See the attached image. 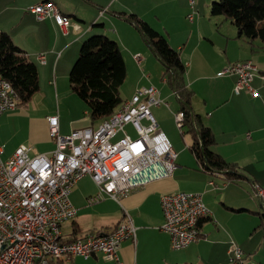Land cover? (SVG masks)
Returning <instances> with one entry per match:
<instances>
[{
    "label": "crops",
    "instance_id": "0c3cea01",
    "mask_svg": "<svg viewBox=\"0 0 264 264\" xmlns=\"http://www.w3.org/2000/svg\"><path fill=\"white\" fill-rule=\"evenodd\" d=\"M41 1L44 0H0V31L7 32L13 43L24 50L35 64L38 88L40 85L46 87L54 105L28 108L31 98L19 110L0 114V144L4 147L2 156L6 157L20 144L33 146L39 152H51L55 142L49 134L47 118L50 115L57 116L58 131L62 134L86 125L96 127L103 120L90 122L85 103L74 93L80 99L77 101L69 92L68 73L86 36L108 30L115 34L117 41L132 50V57L139 52L138 48L143 49L132 28L134 24L120 12L138 13L146 19L144 14L136 13V2L148 0H50L56 10L69 19V23L63 26L53 15L36 17L31 7ZM155 1V8H167L169 17L173 19L185 16L194 28L187 36H183L185 29L180 30L178 38H173L166 27H163L167 31L165 36L159 33L179 52L186 66L185 83L193 90L189 109L211 130L214 142L210 149L233 163L234 168L217 176L204 170L189 147V135H181L179 130L184 144L168 140L176 152V166L170 176L135 187L120 201L104 196L99 201L88 203L87 197L95 194L96 186L91 183L89 188L74 187L69 198L76 213L69 220L70 228L64 226L65 221L61 224L62 236L66 239L88 232L107 233L127 212L135 227V238L120 242L118 255L123 264H264L256 243L245 245L234 223L237 220L234 217H238L240 212H253L245 224L261 227L258 214L250 207L253 202L249 194H253L247 190L252 188V182L264 186V82L259 76V72L264 71V46L259 38L249 40L238 36L236 27L229 20L219 15L207 17L201 14V8H207L213 0H192V3L190 0ZM178 9L182 12L176 13ZM190 12H193L191 20L187 18ZM164 24L167 25V20ZM39 53H44L43 62L37 58ZM143 59L148 72L144 80L147 85L144 86H154L162 100L153 105L164 104L175 123L174 112L179 109L181 100L163 78L164 70L161 72L160 63L149 56ZM245 59H250L257 71L249 82V88L242 87L236 91V75H219L218 72L229 63ZM155 67L158 69L154 70ZM142 80L136 77L126 99L143 86ZM251 89L256 93L253 94ZM59 90L68 100L61 99ZM161 121L164 123V119ZM209 180L213 183L210 184ZM184 190L200 193L210 214L199 219V238L184 247L172 248L169 234L161 229L164 216L160 196ZM85 205H91L99 214L100 219L94 221L92 227H84L76 220V214ZM238 222L242 227L240 220ZM263 238L264 235L260 243ZM232 242L242 249L244 263L230 262L228 251ZM70 264L116 263L100 252H94L87 257L73 256Z\"/></svg>",
    "mask_w": 264,
    "mask_h": 264
},
{
    "label": "built area",
    "instance_id": "2783aa9c",
    "mask_svg": "<svg viewBox=\"0 0 264 264\" xmlns=\"http://www.w3.org/2000/svg\"><path fill=\"white\" fill-rule=\"evenodd\" d=\"M31 10L37 18L53 15L59 25L69 23L50 0L39 2ZM192 16L190 12L187 18L191 20ZM37 58L43 62L44 53L37 54ZM133 58L138 65L143 60L139 52ZM255 71V64L245 59L229 63L218 74L234 73V90L238 91L249 88ZM259 76L264 82V71ZM17 102L16 91L0 74V114L15 110ZM161 102L154 86L139 87L122 102L120 114L104 118L96 127L73 128L66 134L58 131L57 116L50 115L49 134L55 146L49 153L20 144L4 158L0 144V264H70L73 256L87 257L94 252L123 264L118 255L120 242L135 238V227L127 212L107 233L88 232L65 239L61 224L76 213L69 193L84 175H90L99 188L87 197V202L93 203L104 196L120 201L133 188L172 174L176 152L149 109ZM183 119L182 110L174 112L178 129L183 128ZM127 126L135 136L130 135ZM210 173L217 176L221 172ZM251 186L264 211V186L256 182ZM160 205L164 216L161 229L169 234L172 248L184 247L199 237L198 221L209 215L200 193H163ZM36 240H43V247H36ZM228 252L230 262L244 263L243 251L235 243Z\"/></svg>",
    "mask_w": 264,
    "mask_h": 264
},
{
    "label": "trees",
    "instance_id": "16d2710c",
    "mask_svg": "<svg viewBox=\"0 0 264 264\" xmlns=\"http://www.w3.org/2000/svg\"><path fill=\"white\" fill-rule=\"evenodd\" d=\"M120 13L137 27L153 55L164 65L162 76L181 100L179 109L183 111V128L186 129L180 128V134L189 135V147L198 163L204 170H218L221 174L234 168L233 163L210 149L214 142L211 130L201 123L197 114L190 112L193 90L185 83L186 66L179 52L139 15ZM210 14L229 20L236 27L238 36L249 40L259 38L264 46V0H213ZM0 74L16 91L17 106L27 105L38 89L37 68L5 31H0ZM125 75V62L114 39L95 33L82 41L68 73V84L70 90L85 103L90 122L108 118L119 107L123 100L119 88ZM255 212L259 218L258 225L264 229V211Z\"/></svg>",
    "mask_w": 264,
    "mask_h": 264
},
{
    "label": "rangeland",
    "instance_id": "374dc122",
    "mask_svg": "<svg viewBox=\"0 0 264 264\" xmlns=\"http://www.w3.org/2000/svg\"><path fill=\"white\" fill-rule=\"evenodd\" d=\"M148 1L149 2H147V1L146 2H136V13L138 11L140 14L141 13L144 14V16L146 17L147 20L142 18L137 13V15H139L143 20H145L151 27L153 25L155 28L154 27H152V28H154L157 32H160L165 36L167 31H169L173 38L174 37L178 38V35L181 34L180 30L185 29L183 31V36H187L188 32H190L191 30L194 31L193 26L191 25V23H189L186 20L185 16L184 17H183V15L179 16V17L175 16L173 19L172 17H169V13L166 10L167 8H164V7L161 8V6H157L155 8V6L157 5L156 1L155 0H148ZM162 11H164L163 15H161ZM179 12H182L181 9H178V11H176V13H179ZM201 14H206L207 17L211 16L210 15V6H207V8L202 7L201 8ZM156 15H158V16H156ZM158 18H160V21L158 20ZM165 20H167V25L164 24ZM182 20H184V22ZM185 22H187L188 25ZM163 27H166L167 31L164 30ZM96 28L100 29L99 26H96ZM132 28H134L137 40H139V42H141L143 45V49L138 48L141 56L144 58L149 56V58H153V60L155 59L156 61H158V63H160L161 72H162L164 70V65L162 64V62L159 61L157 59V57H155L153 55V53L149 49L147 43L145 42V40L141 36L137 27L132 25ZM177 33H178V35H177ZM93 34H95V33H93ZM102 34L107 35L108 37L116 40V36L113 32L106 30V32L102 33ZM90 35H92V34H89L88 36H86L85 39H87ZM119 42H118V44H119ZM119 48H120L121 55L124 59L125 67H126V75H125L124 81L120 85L119 90H120V95H121L122 99L125 100L128 96L127 92L134 86L133 83L136 80V77L141 78V79L143 78V80H142L143 86L147 85V84H145L146 82L144 80L147 78L145 75L148 72H147L146 68L144 67V63H145L144 59L142 60V63L140 65H138L132 57V50H129V48L126 47L125 45H123L121 42L119 44ZM151 64H152V62H151ZM157 69L155 67L154 70H157ZM161 79L162 78L159 79V82ZM140 83H141V81H140ZM39 87H40V89L38 88V90L33 95L31 101L29 102L28 108H32L33 106H36V107L53 106L54 107L53 101L50 97V93L47 92L46 87L44 85H40ZM141 87H142V85H141ZM69 92L72 96H74L76 98L77 101L80 102V99L74 93H72L71 91H69ZM59 94L61 96V99L65 98L66 100H68L67 96L63 97L61 90H59ZM132 95H131V97H132ZM129 99H126L125 101H127ZM156 106H158V105H151L149 107L150 112L153 115L155 121L158 123L159 128H161L163 130L164 134L166 135V137L168 138L170 143L180 142L181 144H184L182 141V138L179 135V132H178L179 129L175 126V123L172 121V118H171L170 113L168 112V109L165 107L164 104H160L158 107H156ZM16 109L19 110L20 106H17ZM9 111L10 110L5 111L4 113H7ZM161 119H164V123H166V124H164L161 121ZM126 128L129 131L130 135L135 136V133L130 128V126H127ZM182 129L185 130L186 128L184 127ZM117 136H118V134H116L114 139H116ZM3 157L5 158L6 156L3 155ZM91 183H93L96 186V190L93 193L98 192L99 188H98L96 182L94 181V179L90 175H84L82 178L78 179L77 182L73 185L72 189L74 187H78L79 185H81L80 189H82L83 186L89 188ZM247 191H249L252 194L251 188H249ZM249 196L253 202V204L250 206L251 209H254L255 211H261L262 209L259 206L260 204H259L257 198L254 195L249 194ZM106 198H108V197H106ZM104 200H106V199L104 198ZM82 212H83V216H82ZM253 214H254L253 212H246V213L240 212V215L238 217H234V218H237V220L235 219L236 221H234V223L237 226V229H238L237 231H238L239 236H241L243 238L244 242L246 243L245 245H249L250 242H253V245L256 243V247H258V249H259V254L262 257H264V241L262 243H260V238L264 235L263 229L261 227H258V226H249V225L245 224V222L249 219L248 217L253 215ZM76 215H77L76 220L78 221L79 224H81L84 227H88V226L92 227L93 226L92 223L94 221H98L100 219L99 214H96V212L94 211V209L92 208L91 205L83 206L80 209V211H78V214H76ZM238 218H240V219H238ZM69 220L68 221L65 220L64 226L66 228H70L69 224H71V223H69ZM238 220H240V223L243 225L242 227L239 226ZM263 240H264V238H263ZM244 247H250V246H244Z\"/></svg>",
    "mask_w": 264,
    "mask_h": 264
},
{
    "label": "bare ground",
    "instance_id": "6f19581e",
    "mask_svg": "<svg viewBox=\"0 0 264 264\" xmlns=\"http://www.w3.org/2000/svg\"><path fill=\"white\" fill-rule=\"evenodd\" d=\"M122 109V103L119 105V107L108 117L112 118L115 117L116 115L121 113ZM185 191V190H184ZM193 192V191H192ZM202 198V197H201ZM203 201V200H202ZM204 202V201H203ZM205 204V203H204ZM210 214V213H209ZM209 216V215H208ZM199 238V237H198ZM195 241V240H194ZM36 247H43V240H36ZM244 258V257H243Z\"/></svg>",
    "mask_w": 264,
    "mask_h": 264
}]
</instances>
